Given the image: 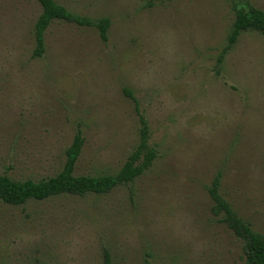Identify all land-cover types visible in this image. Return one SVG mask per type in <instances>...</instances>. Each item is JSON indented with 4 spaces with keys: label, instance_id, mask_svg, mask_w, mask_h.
<instances>
[{
    "label": "rangeland",
    "instance_id": "1",
    "mask_svg": "<svg viewBox=\"0 0 264 264\" xmlns=\"http://www.w3.org/2000/svg\"><path fill=\"white\" fill-rule=\"evenodd\" d=\"M94 28L54 21L34 57V0H0V175H57L79 130L75 176L113 175L139 140L157 153L106 195L0 201V264H245L242 241L213 216L220 193L264 235V37L243 33L217 59L233 3L264 0H55ZM129 91L136 105L125 93Z\"/></svg>",
    "mask_w": 264,
    "mask_h": 264
},
{
    "label": "trees",
    "instance_id": "2",
    "mask_svg": "<svg viewBox=\"0 0 264 264\" xmlns=\"http://www.w3.org/2000/svg\"><path fill=\"white\" fill-rule=\"evenodd\" d=\"M40 7V14L34 24V57L44 52V34L54 21L73 24L79 27L94 28L102 42L108 39L110 20L108 18L90 19L70 12L55 0H34ZM234 21L227 35V44L221 51L217 65L222 64L226 55L237 43L243 33H257L264 37V11L245 2L233 3ZM136 105L132 93L125 91ZM140 124L139 140L124 164L113 175L75 176L74 170L82 152L84 139L78 130L71 144L65 150V162L61 171L40 181H16L6 175H0V201L10 206H23L28 202H41L62 196L106 195L118 186L128 185L145 174L157 157L149 145V130L143 116L138 112ZM221 174L215 175L207 192L213 202L211 213L218 221L232 231L242 241L245 264H264V235L255 232L244 221L220 193ZM102 264H113L107 251H103Z\"/></svg>",
    "mask_w": 264,
    "mask_h": 264
}]
</instances>
